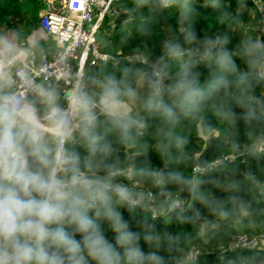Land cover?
<instances>
[{
  "label": "clouds",
  "instance_id": "1",
  "mask_svg": "<svg viewBox=\"0 0 264 264\" xmlns=\"http://www.w3.org/2000/svg\"><path fill=\"white\" fill-rule=\"evenodd\" d=\"M208 2L220 7V0ZM195 3L133 0L130 11L177 8L183 43L170 37L151 63L125 66L119 76L83 74L63 94L37 83L23 68L7 70L22 56L39 53L38 46L18 52L10 38L0 40V264H169L162 253L178 247L181 237L159 230L154 221L175 215L189 222L179 195L184 192L227 219L229 211L203 187L222 186L208 174L223 161H201L189 153V138L177 128L187 123L210 141L220 134L208 119L211 112L227 125L235 153L243 122L251 142L248 154L264 156V93L256 91L264 89V39L248 37L234 53L227 33L202 37L194 27ZM229 17L223 13L221 23ZM201 66L208 69L206 76ZM149 134L164 167L152 163ZM121 148L135 149L144 159L127 163ZM170 162L190 164L193 172L169 169ZM245 179L264 187L251 173ZM228 187L238 190L239 182ZM122 209L145 213L138 230Z\"/></svg>",
  "mask_w": 264,
  "mask_h": 264
},
{
  "label": "trees",
  "instance_id": "2",
  "mask_svg": "<svg viewBox=\"0 0 264 264\" xmlns=\"http://www.w3.org/2000/svg\"><path fill=\"white\" fill-rule=\"evenodd\" d=\"M240 5H246V2L244 0H220V7L213 8L208 0H197L195 3L197 15L194 18L196 32L202 37H215L227 33L231 37V43L228 47L234 53L238 52L241 41L234 36L233 28L240 23V15L236 12ZM114 6L119 11L117 16L119 22H115L114 18L106 16L103 21V30L109 34H105L104 38H98L102 44L107 45H104V50H108L112 55H116L115 50H119L117 55L141 54L148 63H151L156 56L161 54L164 40L178 36L183 43L177 8L173 7L163 11H152L148 8L130 11L134 7L133 0L116 1ZM43 7L44 0H0V34L11 31L17 39H24L38 25L40 11ZM225 12L230 13V17L228 21L221 23L220 17ZM106 22H109L113 28L109 30L110 27L108 28ZM229 25L231 26L229 27ZM109 40H112L113 45H109ZM236 63L240 68L245 67L238 56ZM143 65L134 58L118 59L114 63L102 62L96 67L85 68L84 74L115 72L119 76L121 69L125 66L141 67ZM200 71L205 76L208 73V69L204 66H201ZM256 91L257 94L264 93L262 88H257ZM235 110L241 111L239 108ZM208 119L220 132L218 137L210 141L203 136H198V130L187 123L177 128L179 134L189 138L190 142L187 146L189 153L199 157L201 161H212L223 154L232 153L230 145L233 137L230 133L225 132L227 125L219 121L211 112L208 113ZM145 139L150 145H153L149 150L153 165L164 167L166 162L157 154L154 147L155 141L151 134ZM237 139L240 149L251 143L245 135L243 122L239 123ZM80 151L83 152V149ZM173 153L175 154V149H173ZM120 154L127 163L135 161L139 164L144 159L143 156L135 155V149L121 148ZM168 168H179L185 174H191L193 169L190 164H177L175 162L168 163ZM248 173L254 175L261 182V185H264V156L255 158L247 153L240 156L232 164L219 167L217 171L208 174L219 180L222 186L216 187L205 184L203 187L219 198L220 208L229 211L227 219H220L200 202H193L188 193L184 192L179 195L185 200L187 209L185 215L190 217L189 222L181 223L175 215L167 220L161 217L154 221L159 230L177 233L181 237L178 247L162 253L169 258V264H176L178 257L184 255L190 247L208 250V253L196 261H188L184 264H264V249L225 252L212 250L226 244L235 233L252 234L264 230V187H254L251 182L247 181L245 176ZM232 181L239 182L238 190L228 187ZM144 186L150 188L149 185ZM170 187L176 191L175 186ZM151 190L153 193L157 191L156 189ZM234 196L237 199H233ZM241 200L245 202L244 207L241 206ZM245 207L247 215L244 214ZM197 209L201 214L199 216L196 215ZM121 211H123L125 218L131 221L132 228L138 230L137 222L145 213L139 209L134 214H130L124 209ZM206 222H214L217 227L213 228L211 224ZM111 236L112 233L109 232V237L111 238ZM144 247L147 250V245Z\"/></svg>",
  "mask_w": 264,
  "mask_h": 264
},
{
  "label": "built area",
  "instance_id": "3",
  "mask_svg": "<svg viewBox=\"0 0 264 264\" xmlns=\"http://www.w3.org/2000/svg\"><path fill=\"white\" fill-rule=\"evenodd\" d=\"M114 1L120 0H47L46 9L40 16L38 25L28 36L18 40L13 32L6 31L0 34V40L5 37L10 38L18 52H24L30 45L39 46L47 41L51 42V46L43 54L39 52L22 56L19 64L9 65L7 70L16 72L19 68H23L37 83L44 82L57 87L63 94L71 89L75 78L84 74L85 68L96 67L102 62L114 63L118 59L129 58L148 64L141 54H116L117 56L109 54L102 50L96 39V20L108 14L116 18L119 14L118 9L113 5ZM244 1L251 5L257 15V28L252 38L264 39V0ZM17 89L24 91L21 84L17 85ZM62 103L67 106L66 102L62 101ZM249 145L235 153L223 154L214 160L223 161L220 167L230 165L240 156L248 153ZM123 182L128 183L127 180ZM260 249H264V230L252 234L235 233L226 244L212 250L225 252ZM207 253L208 250L190 247L184 255L178 257L176 264L196 261Z\"/></svg>",
  "mask_w": 264,
  "mask_h": 264
},
{
  "label": "crops",
  "instance_id": "4",
  "mask_svg": "<svg viewBox=\"0 0 264 264\" xmlns=\"http://www.w3.org/2000/svg\"><path fill=\"white\" fill-rule=\"evenodd\" d=\"M46 3H47V0H44V4H46ZM236 12L240 15V23L233 28L234 36H236L240 41H242L248 37H252L255 29L257 28V15L254 13L251 5L247 4V2H246V5H240V7L237 9ZM106 16H110V17L115 19V22H119V21H116L117 17L115 18L110 14L105 15V16L97 19L95 24H96V30H97L96 39L98 41H99L98 38H104V36H105V35H100L98 37L97 35L100 33L101 29H103V25H104L103 21H104ZM105 24L108 25V28L110 27L109 30L113 28V26H111L109 22H106ZM30 32L28 34H30ZM28 34H27V36H28ZM105 34H109V33L105 32ZM14 37L16 38L15 35H14ZM18 40H20V39H18ZM109 41H110L109 45H113L112 40H109ZM99 43H100V45L102 44L100 41H99ZM104 45L107 46L105 43L102 44L101 45L102 50L111 54L108 50H106V49L104 50ZM50 46H51V42H48V41L46 43L40 44L38 46L41 50L40 54H43V52H45V50L48 49ZM115 53L116 54L119 53V50H115Z\"/></svg>",
  "mask_w": 264,
  "mask_h": 264
},
{
  "label": "rangeland",
  "instance_id": "5",
  "mask_svg": "<svg viewBox=\"0 0 264 264\" xmlns=\"http://www.w3.org/2000/svg\"><path fill=\"white\" fill-rule=\"evenodd\" d=\"M57 1H59V0H57ZM58 3H59V2H58ZM115 3H116V1L113 2V5H114ZM46 6H47V4H44L43 9L40 11L39 19H40V16L42 15V13L44 12V10L46 9ZM2 34H3V33H2ZM2 34H1V35H2ZM100 35H105V31H104L103 29H101L100 33H99L97 36L99 37Z\"/></svg>",
  "mask_w": 264,
  "mask_h": 264
},
{
  "label": "water",
  "instance_id": "6",
  "mask_svg": "<svg viewBox=\"0 0 264 264\" xmlns=\"http://www.w3.org/2000/svg\"><path fill=\"white\" fill-rule=\"evenodd\" d=\"M116 21H118V19H116ZM197 130H198V129H197ZM198 136H202V135L200 134L199 130H198Z\"/></svg>",
  "mask_w": 264,
  "mask_h": 264
}]
</instances>
